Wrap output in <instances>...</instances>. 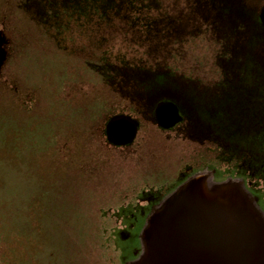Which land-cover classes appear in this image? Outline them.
<instances>
[{
    "label": "rangeland",
    "instance_id": "1",
    "mask_svg": "<svg viewBox=\"0 0 264 264\" xmlns=\"http://www.w3.org/2000/svg\"><path fill=\"white\" fill-rule=\"evenodd\" d=\"M200 175L264 218V0H0V264H128Z\"/></svg>",
    "mask_w": 264,
    "mask_h": 264
},
{
    "label": "water",
    "instance_id": "2",
    "mask_svg": "<svg viewBox=\"0 0 264 264\" xmlns=\"http://www.w3.org/2000/svg\"><path fill=\"white\" fill-rule=\"evenodd\" d=\"M128 264H264V218L241 183L187 180L154 208Z\"/></svg>",
    "mask_w": 264,
    "mask_h": 264
},
{
    "label": "flooded vegetation",
    "instance_id": "3",
    "mask_svg": "<svg viewBox=\"0 0 264 264\" xmlns=\"http://www.w3.org/2000/svg\"><path fill=\"white\" fill-rule=\"evenodd\" d=\"M167 115V114H166ZM167 116H169V115H167Z\"/></svg>",
    "mask_w": 264,
    "mask_h": 264
}]
</instances>
